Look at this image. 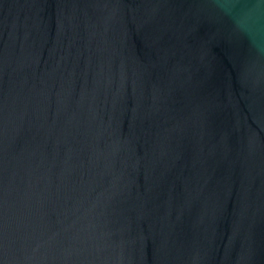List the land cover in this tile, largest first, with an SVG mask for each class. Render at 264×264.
<instances>
[{"label":"water","instance_id":"95a60500","mask_svg":"<svg viewBox=\"0 0 264 264\" xmlns=\"http://www.w3.org/2000/svg\"><path fill=\"white\" fill-rule=\"evenodd\" d=\"M0 264H264V0H0Z\"/></svg>","mask_w":264,"mask_h":264}]
</instances>
